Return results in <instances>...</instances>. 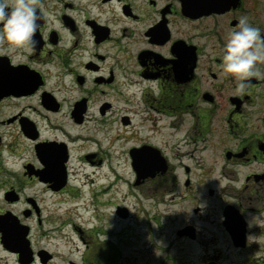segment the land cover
I'll list each match as a JSON object with an SVG mask.
<instances>
[{
    "label": "flooded vegetation",
    "instance_id": "1",
    "mask_svg": "<svg viewBox=\"0 0 264 264\" xmlns=\"http://www.w3.org/2000/svg\"><path fill=\"white\" fill-rule=\"evenodd\" d=\"M35 2L43 14L35 47L13 50L0 39V220L16 226L11 246L0 231V256L12 255L22 264L20 253L28 246L31 264H54L56 254L38 248L37 239H58L66 229L87 245L74 221L45 230L47 222L60 220L44 216L39 193L66 194L68 200L57 206L83 198L106 156L112 157L111 147L121 143L129 145L119 156L128 158L134 186L148 180L171 185L156 207H189L176 216L183 223L176 231L182 242L197 244L203 233L213 237L214 225L231 250L263 254L264 247L244 235L264 238V75L248 78L239 90L221 65L224 44L241 17L264 34V0ZM258 67L264 73V63ZM170 143L188 149L172 156L176 164L168 155ZM77 163L91 170L82 185ZM198 173L204 178L197 179ZM214 173L220 188L208 176ZM199 184L207 187L204 195ZM119 209V218L130 216L127 208ZM141 213L137 225L157 254L146 260L169 264L170 245H159L155 230L166 228L170 213ZM191 216L204 224L191 222ZM66 235L62 240L70 242ZM233 236H243L244 246H236ZM106 246L93 260L85 250L82 264L109 263ZM221 258L200 264H223ZM243 264L259 261L253 257Z\"/></svg>",
    "mask_w": 264,
    "mask_h": 264
},
{
    "label": "rangeland",
    "instance_id": "2",
    "mask_svg": "<svg viewBox=\"0 0 264 264\" xmlns=\"http://www.w3.org/2000/svg\"><path fill=\"white\" fill-rule=\"evenodd\" d=\"M13 112L14 111H11L8 114L11 115ZM41 124L42 127H44L43 123ZM68 130L72 132L70 127ZM108 130L109 134H114V131L110 132V127H108ZM78 132L85 133L84 130L75 131V133ZM141 134L145 137L144 139H148L146 131ZM153 138L154 143L160 145L161 142L164 144L160 137ZM162 138L164 139L163 135ZM109 145L110 144L108 143L106 147ZM120 145L121 147H111L109 153L112 154V157L106 156L104 167L99 168V174L92 177V179L95 180V183L91 189L88 188V190H86V193H82L83 198L80 197L76 202L74 201V203L68 202L57 206L56 202H60V200H68V197L65 196L66 194L51 196L50 193L45 192L44 190L41 191V194L39 193V200L41 201V206L44 208V216H49L53 219L58 218L60 220V222L56 223L47 222L45 230H53L61 224L63 220H68V222L74 221L77 226L84 230L83 236L88 242L87 245L78 244L73 237L70 238L71 234L68 229H66L68 234L66 235V232L65 234H59L60 236L58 239H37L38 248L45 247L56 254L57 257L54 264H67L68 260H71L76 264H82L81 257L85 250H87L88 255H90L93 260V257H99L101 255L102 250L100 247H102L103 244L107 245L105 247V253L107 257L106 262L109 263L106 264H157V260L149 262L146 260L150 259L153 254L154 258H156L157 254L156 251L149 246L148 236L143 228V225H137L138 222L144 218L141 213V211L144 210H150L155 216H162L167 213V211L170 213L169 220H164L167 224L166 228L164 230H155L158 244L164 245V247H166L165 245H170L169 251H167L170 256L169 264H200L201 262L207 260L208 257H222L221 260L223 264H243L254 257L256 261H259V264H264V261H261L264 257V253H239L231 250L226 239L221 236L222 233L220 230H216L214 225L209 227L210 229H213V237H210L209 235L206 236V234L203 233L204 235L200 234V241L197 244L182 242V240L176 235V231L181 228L183 223L182 220L180 221L176 219V216L179 212H181V210H186L187 212L189 207L187 205L184 206V208L179 206L180 209L179 207H176L169 208V210L163 206L156 207L154 204H161L162 199L168 198L165 193L169 191L171 185H165V181L163 180H158L156 183L152 182V180H148L151 182L141 186L142 188L134 186V174L129 168V164L127 162L128 158H125L124 155L121 157L119 156V153L123 149L128 148L129 145L125 143H121ZM179 150L182 152L188 149L184 145L178 149L174 144L170 143L168 155L171 162L174 164L178 162V158H176L175 161L172 156L174 154L181 155ZM28 157L30 159L31 155L28 154ZM116 157L119 158L117 159ZM74 164L75 161L73 160L72 165L74 166ZM79 165V163L75 165V168L81 172L79 179L76 181L82 185L85 182L84 176L90 175L89 173L91 170H82ZM117 171L118 175L123 176V179L126 181V185H124V187L121 186L122 188L117 186L115 189L116 191H114V189L111 190L109 186L111 185L114 177L117 176L114 175ZM180 173L181 172H178L176 175H179ZM208 176L214 180V183L212 184L215 187H221L222 183L219 182L218 174L214 173L209 174ZM200 178L203 179L204 177L202 174L198 173L197 179ZM203 182L204 180H201V183ZM128 183L130 184L128 185ZM199 186L202 187V195H204V193L207 192V187L203 184H199ZM85 188L86 187L84 186V189ZM104 190H106L108 195L104 194ZM128 192H131L133 197L129 202H125V195ZM92 193L95 194L93 195ZM173 196L178 197L176 194ZM145 197H148V200H145ZM89 202H92L93 206L91 204L88 206ZM118 207L122 209L127 208L130 212V216L127 219L119 218L116 213ZM152 207L153 211L151 210ZM212 207L215 208V206ZM84 221L88 223L85 224ZM191 222H199L200 226L204 224L203 221H198V218L196 219L194 216H191ZM94 225L97 226L98 232L101 235H96L97 232L94 233ZM133 230H136L141 236H138V238L132 237L133 235L131 234V231ZM104 232L105 234H103ZM64 235H66L67 241L70 238V242H66V239L62 240ZM244 239L245 241L248 240L252 243H259L262 247H264V238L262 237H247L244 235ZM87 246L89 247L88 249ZM110 246H117L119 248L115 251L111 250ZM95 260V264H99L100 261L98 259ZM0 264H17V262L14 256L3 253L0 256Z\"/></svg>",
    "mask_w": 264,
    "mask_h": 264
},
{
    "label": "clouds",
    "instance_id": "3",
    "mask_svg": "<svg viewBox=\"0 0 264 264\" xmlns=\"http://www.w3.org/2000/svg\"><path fill=\"white\" fill-rule=\"evenodd\" d=\"M42 18L35 0H0V27L3 28L0 39L13 50L34 48L37 43L34 35ZM261 63H264V34L247 17H241L224 44L222 71L231 74L237 88L242 90L250 83L248 78L264 75L258 67Z\"/></svg>",
    "mask_w": 264,
    "mask_h": 264
},
{
    "label": "water",
    "instance_id": "4",
    "mask_svg": "<svg viewBox=\"0 0 264 264\" xmlns=\"http://www.w3.org/2000/svg\"><path fill=\"white\" fill-rule=\"evenodd\" d=\"M59 172V170H58ZM65 184L63 183L62 186H64ZM14 226L12 223H10L8 220L4 219V220H0V231L3 234V238L6 240L7 244L11 246L12 244V240L14 239L15 235H14ZM234 241L236 240V246L238 245H242L243 242V236H233ZM17 246L23 247L24 244L22 243H17ZM20 262L22 264H31L32 262V252L30 247L28 248L27 246V250L21 251L20 253Z\"/></svg>",
    "mask_w": 264,
    "mask_h": 264
},
{
    "label": "bare ground",
    "instance_id": "5",
    "mask_svg": "<svg viewBox=\"0 0 264 264\" xmlns=\"http://www.w3.org/2000/svg\"><path fill=\"white\" fill-rule=\"evenodd\" d=\"M116 176V179H114L110 185L109 188L111 189H114V191H116L115 189L117 188V186H119L120 188H122L121 186L124 187V185H126V181L123 179V176L121 175H118V171L114 173ZM142 174V173H140ZM129 182V181H128ZM105 195H108V194H105ZM143 196V195H142ZM133 197V194L131 192H128L126 195H125V202H129L130 199H132ZM150 198V197H149ZM141 199V198H140ZM144 199H148V197H145ZM119 211H123V209H119ZM4 220V219H2ZM16 226H14L15 228Z\"/></svg>",
    "mask_w": 264,
    "mask_h": 264
}]
</instances>
